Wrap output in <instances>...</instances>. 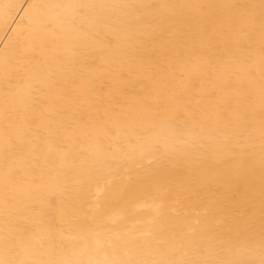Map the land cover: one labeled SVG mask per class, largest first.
<instances>
[{
	"label": "bare ground",
	"instance_id": "obj_1",
	"mask_svg": "<svg viewBox=\"0 0 264 264\" xmlns=\"http://www.w3.org/2000/svg\"><path fill=\"white\" fill-rule=\"evenodd\" d=\"M0 264H264V0H0Z\"/></svg>",
	"mask_w": 264,
	"mask_h": 264
}]
</instances>
